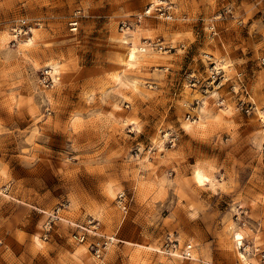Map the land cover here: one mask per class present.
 Wrapping results in <instances>:
<instances>
[{"label":"rangeland","instance_id":"obj_1","mask_svg":"<svg viewBox=\"0 0 264 264\" xmlns=\"http://www.w3.org/2000/svg\"><path fill=\"white\" fill-rule=\"evenodd\" d=\"M160 1L0 0V264H264V0Z\"/></svg>","mask_w":264,"mask_h":264},{"label":"built area","instance_id":"obj_2","mask_svg":"<svg viewBox=\"0 0 264 264\" xmlns=\"http://www.w3.org/2000/svg\"><path fill=\"white\" fill-rule=\"evenodd\" d=\"M169 9L170 7L168 5L164 7L163 6L155 7V11L158 13H161L162 10V14L160 16L164 15L165 20H172V16L168 12ZM148 11L149 10H146L144 15H148ZM77 24H78L77 17L74 16V18H72L71 21L69 22L70 31L75 32L77 30ZM210 29L212 30V26H210ZM260 62L262 65H264V59H261ZM240 108L244 110L245 114H250L252 112L253 106L249 102H244L243 100H240ZM263 125H264V121H263ZM129 202L130 199L124 193L121 192L117 194L116 203L120 209L125 210L126 212V209L129 206ZM64 208L65 205H59L54 211L50 213H45L46 214L45 216L47 218L43 226L44 235H45L44 237H46V234L49 232L51 224L60 220L61 218L60 211L64 210ZM74 228L75 231L72 234V239L76 243H84L88 236H91V238H93V240L90 241V243L88 244V247L93 253V255L98 259L101 258L102 254L106 251V249L115 241V239L111 236H104L97 233L95 226L74 225ZM190 250H191L190 244H186L183 247L179 248L178 244L176 245L175 243L173 244L171 243V246L167 250V253L169 255L179 254L180 257H183L184 259H188L190 258L189 257Z\"/></svg>","mask_w":264,"mask_h":264},{"label":"bare ground","instance_id":"obj_3","mask_svg":"<svg viewBox=\"0 0 264 264\" xmlns=\"http://www.w3.org/2000/svg\"><path fill=\"white\" fill-rule=\"evenodd\" d=\"M162 4H164V2H162V1H160V0H153V2H151V4H149V11H148V16L150 15V16H152V14H151V12L152 11H154V9H155V7H159V6H162ZM144 15H139V16H137V21L138 20H141L142 18H144L143 17ZM123 43L124 44H127V45H129L128 47H127V49H126V54H125V57H124V60H123V62H124V64H125V66L126 67H128V66H133V65H135L137 62H138V56L140 55V51L141 52H145L146 50H152V51H154V50H158V49H152V46H147V45H143L141 48H140V50H138L135 46H134V44H128L126 41H123ZM160 51V50H159ZM141 56V55H140ZM122 62V63H123ZM50 74L52 75V72H51V70H50ZM53 76V75H52ZM52 79H53V77H52ZM54 81V80H53ZM253 110H255V107H253V109H252V112H253ZM260 114V113H259ZM263 121H264V114H263V116H262V118H261V123H262V125H263ZM118 193H121V191L120 192H118ZM117 193V194H118ZM121 211L122 212H125V210H122L121 209ZM190 255H191V250H190V253H189V257H190ZM237 259H238V261H239V263L240 264H251L250 262H248L247 261V259L244 257V256H242L241 254H239V253H237V257H236Z\"/></svg>","mask_w":264,"mask_h":264},{"label":"crops","instance_id":"obj_4","mask_svg":"<svg viewBox=\"0 0 264 264\" xmlns=\"http://www.w3.org/2000/svg\"><path fill=\"white\" fill-rule=\"evenodd\" d=\"M138 49H140V48L138 47Z\"/></svg>","mask_w":264,"mask_h":264}]
</instances>
